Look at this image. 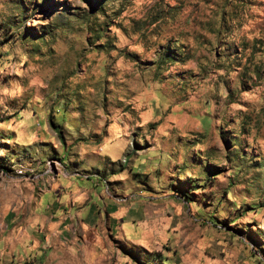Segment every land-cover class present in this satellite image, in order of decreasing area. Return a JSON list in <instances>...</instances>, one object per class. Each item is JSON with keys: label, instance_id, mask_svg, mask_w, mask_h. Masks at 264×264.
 I'll return each instance as SVG.
<instances>
[{"label": "rangeland", "instance_id": "rangeland-1", "mask_svg": "<svg viewBox=\"0 0 264 264\" xmlns=\"http://www.w3.org/2000/svg\"><path fill=\"white\" fill-rule=\"evenodd\" d=\"M0 264H264V0H0Z\"/></svg>", "mask_w": 264, "mask_h": 264}, {"label": "trees", "instance_id": "trees-1", "mask_svg": "<svg viewBox=\"0 0 264 264\" xmlns=\"http://www.w3.org/2000/svg\"><path fill=\"white\" fill-rule=\"evenodd\" d=\"M54 132H55V134H57L58 135V133H59V131L58 130H54ZM183 196L186 198V199H188L189 197L187 196V194L186 193H183ZM211 223H212V221H210ZM162 260H164V259H162Z\"/></svg>", "mask_w": 264, "mask_h": 264}, {"label": "crops", "instance_id": "crops-1", "mask_svg": "<svg viewBox=\"0 0 264 264\" xmlns=\"http://www.w3.org/2000/svg\"><path fill=\"white\" fill-rule=\"evenodd\" d=\"M76 192H77V190L75 191V192H73L72 194L74 195V194H76ZM77 193H80L79 195L80 196H84L85 194H83L82 192H80V191H78ZM83 199H86V198H83Z\"/></svg>", "mask_w": 264, "mask_h": 264}]
</instances>
